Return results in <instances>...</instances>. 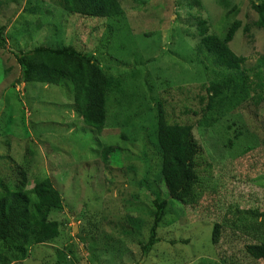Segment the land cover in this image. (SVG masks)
<instances>
[{
  "label": "rangeland",
  "instance_id": "374dc122",
  "mask_svg": "<svg viewBox=\"0 0 264 264\" xmlns=\"http://www.w3.org/2000/svg\"><path fill=\"white\" fill-rule=\"evenodd\" d=\"M3 1L8 5L0 9V27L6 29L8 50L0 49V182L9 177L4 169L16 173L21 163L29 162V188L34 180L47 179L65 201L56 214L63 224L59 239L35 248L31 258L19 264H92V241L104 244L107 239L96 254V264H264L246 252L247 245L264 241V222H252L248 214L264 213V102L256 105L257 96L252 94L247 103L203 125L202 110L208 102L201 101L207 97L203 86L228 70L214 64L207 53H197L201 20L207 22L209 34L219 31L221 36L239 20L242 27L230 47L247 59L243 68L252 69L264 55V32L255 28L258 16L251 0H140L147 7L139 6V0H104L125 4L131 30L124 17L119 34L129 47L137 46L128 52L118 41L103 43L109 21L88 18L84 20L90 24L85 25L64 10L61 0H38L42 1L39 18L35 15L33 20L24 12L27 0L19 5ZM21 16L31 29L40 26L38 32L20 33L16 24ZM48 38L95 53L119 77L122 92L117 102L111 95L101 135L87 130L72 95L70 100L62 88L21 82V69L9 50L29 51ZM118 47L125 52L116 51ZM132 49L152 58L151 70L147 67L142 76L132 72ZM41 62L45 72L57 77L58 66ZM159 103L170 122L193 127L200 172L191 200L176 203L161 228V243L144 260L142 244L148 241L153 221L154 191L165 195L155 179L160 159L155 140ZM100 144L119 148L118 158L108 156L107 165ZM146 179L154 185H146ZM141 213L148 214L147 226L125 236L119 230L120 225L127 230L125 214L131 222L142 219ZM216 224L222 226V234L213 244Z\"/></svg>",
  "mask_w": 264,
  "mask_h": 264
},
{
  "label": "trees",
  "instance_id": "16d2710c",
  "mask_svg": "<svg viewBox=\"0 0 264 264\" xmlns=\"http://www.w3.org/2000/svg\"><path fill=\"white\" fill-rule=\"evenodd\" d=\"M21 1L23 0H10L9 3L19 5ZM27 3L28 6L25 7L24 12L28 19L33 20L35 15L36 17L39 15L38 8L42 1L27 0ZM251 3L258 16L255 28L264 32V0H251ZM60 4L68 14L72 17L76 16L85 25L90 24L84 20L88 18L94 19L93 22L109 21V27L102 36L103 43L106 42L109 45L113 41H118L127 52L131 47H137L136 44L129 47L125 36L122 37V33L119 34L120 26H122L121 18L125 17V20L122 21L128 24L131 30L130 21L126 17V10H124L125 4L121 2L107 4L104 0H61ZM5 5L8 3L4 4V1L0 0V9H3ZM139 6L147 7V2L141 3L139 0ZM235 10L236 8L231 12H235ZM48 14L53 15V12L48 11ZM25 20V17L21 16V19L17 21L16 25H20L18 27L20 33L25 31L38 32L40 26L35 24L31 29L32 24ZM241 27V21L236 20L229 24L227 31L221 36L219 31L217 34H209L205 20H201L199 23L202 40L197 48V53H207L214 64L228 70L227 74L223 73L222 77L215 78L208 85L203 86L207 97H202L201 101L208 100L206 107L202 110L205 113L203 123L205 126H208L214 117L217 118V115H224L225 112L231 111L235 106H242L247 103L252 94L257 96L255 98L256 105H261L264 102V97L259 95L260 92L264 93V55L257 58L252 69L246 70L243 66L247 59L236 55L230 47ZM5 30L4 26L0 27V49L4 51L8 50V42L4 36ZM250 30L249 26L244 29L246 33ZM147 35L152 36L153 33ZM58 37L60 36L56 35L54 38ZM9 51L15 56L21 69V82L40 83L50 87L62 88L70 100H72V95L76 113L81 117L87 130L90 129L89 132L101 135L107 125L106 108L110 99L116 96L114 97L116 100L122 92L121 81L117 74L113 73L114 68L103 66L97 55L91 51L66 45L63 39L59 41L48 38L42 45L40 44L29 51H15L13 49ZM116 51L125 52L119 51V47ZM146 52L148 54L149 51ZM129 53L133 55V59L135 58L134 70L132 71L134 76H142L147 67L151 70L152 58L150 56L147 58L146 55L141 54L140 49H132ZM111 56L115 57L114 55ZM42 60L47 63L52 62L54 66L60 68L57 77H51L42 69L44 64L41 62ZM168 117L164 104L159 103L155 140L160 159L159 170H157L155 179H159L157 182H161L164 186L165 195L163 196L160 190L154 191L155 198L151 205L153 212H150V218L153 221L148 225V241L142 244L144 260L161 243L160 231L171 214V210L176 209V203L186 204L191 200L199 179L198 173L200 171L196 168L199 150L198 142L192 135L193 127L188 124L172 123ZM7 118H11V115H7ZM240 135L241 133L238 136ZM123 138L126 139L125 136ZM262 146L264 147V138ZM101 147L104 148L102 160L107 165L108 156L118 158L119 148L106 145H101ZM28 165L29 162L21 163L16 173L11 172L8 168L4 169L9 177L6 176L4 181L0 182V264L26 262L31 258V252L35 248L55 242L63 230V224L56 219V214L64 209L63 197L47 179L34 180L33 188L30 189ZM144 183L150 187L154 185L153 181L148 179L144 180ZM248 214L252 222L259 219L264 222V213L250 212ZM147 215L144 213L141 216L142 219H132L131 222H128L125 214L123 218L126 220L127 230L124 225H120L121 229L119 230H123L125 236H131L132 232L140 231L147 226ZM176 228V225L171 227L172 230ZM221 230L222 226L216 224L212 235L213 244L219 243ZM108 241L109 239H107ZM191 241L192 239L184 244L188 245ZM107 242L105 241L102 245L96 240L92 241L89 257L92 264H96L98 261L96 254L108 244ZM171 244L175 246L174 242ZM69 251L73 253V249ZM246 252L253 259L264 263V241L247 245ZM58 255L66 257L61 252H58Z\"/></svg>",
  "mask_w": 264,
  "mask_h": 264
}]
</instances>
